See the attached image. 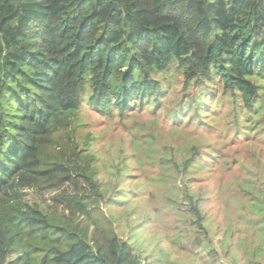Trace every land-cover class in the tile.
Listing matches in <instances>:
<instances>
[{"label":"trees","instance_id":"trees-1","mask_svg":"<svg viewBox=\"0 0 264 264\" xmlns=\"http://www.w3.org/2000/svg\"><path fill=\"white\" fill-rule=\"evenodd\" d=\"M172 69L193 88L178 121L201 120L219 90L237 126L239 107L261 109L264 0H0V264H153L104 211L77 121L84 102L109 115L157 107ZM193 150L166 160L187 174ZM25 188L56 190L52 205ZM183 194L202 226L200 199Z\"/></svg>","mask_w":264,"mask_h":264},{"label":"rangeland","instance_id":"rangeland-1","mask_svg":"<svg viewBox=\"0 0 264 264\" xmlns=\"http://www.w3.org/2000/svg\"><path fill=\"white\" fill-rule=\"evenodd\" d=\"M165 76L155 108L113 115L86 102L81 108L77 138L98 157L97 178L110 199L104 211L145 263L264 264V90L261 109L248 115L239 107L238 126L221 90L201 120L186 113L178 121L179 104L193 88L185 89L181 70ZM195 148L203 154L187 174L166 160L182 163ZM187 188L200 199L203 227L186 211ZM23 192L45 209L56 190Z\"/></svg>","mask_w":264,"mask_h":264}]
</instances>
